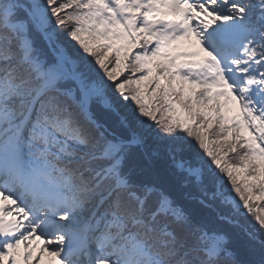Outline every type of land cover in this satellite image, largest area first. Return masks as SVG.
<instances>
[{
  "label": "snow or ice",
  "instance_id": "1",
  "mask_svg": "<svg viewBox=\"0 0 264 264\" xmlns=\"http://www.w3.org/2000/svg\"><path fill=\"white\" fill-rule=\"evenodd\" d=\"M0 264H264V0H0Z\"/></svg>",
  "mask_w": 264,
  "mask_h": 264
},
{
  "label": "rangeland",
  "instance_id": "2",
  "mask_svg": "<svg viewBox=\"0 0 264 264\" xmlns=\"http://www.w3.org/2000/svg\"><path fill=\"white\" fill-rule=\"evenodd\" d=\"M47 259V258H46Z\"/></svg>",
  "mask_w": 264,
  "mask_h": 264
}]
</instances>
